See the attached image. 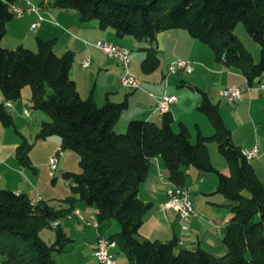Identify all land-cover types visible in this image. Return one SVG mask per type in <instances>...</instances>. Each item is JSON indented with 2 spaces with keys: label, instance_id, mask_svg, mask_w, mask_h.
Wrapping results in <instances>:
<instances>
[{
  "label": "trees",
  "instance_id": "trees-1",
  "mask_svg": "<svg viewBox=\"0 0 264 264\" xmlns=\"http://www.w3.org/2000/svg\"><path fill=\"white\" fill-rule=\"evenodd\" d=\"M51 8L75 11L79 21H96L118 38H132L144 52L141 66L146 73L159 65L157 38L171 30H184L209 47L214 61L236 67L250 85L264 78V0H50ZM14 18V0H0V124L11 126L5 102H16L29 88L32 109L48 117L41 122L38 137L57 136L59 151L77 155L78 173L72 175L76 197H67L56 209L43 200L32 203L25 193L0 187V257L4 264H56L69 238L59 221L73 213L78 200L94 207L99 224H116L106 237L115 242L131 264H264V182L256 175L242 149L232 141L218 106L202 94L198 110L208 119L213 134L199 132L194 141L188 128L173 129L171 112L162 114L161 124L131 119L118 131L126 103L106 100L98 107L92 94L79 95L70 77L73 53L54 51L55 40L37 39L32 51L18 45L5 48L1 40L6 24ZM242 22L247 34L259 45L257 61L235 35ZM214 142L224 158L229 175L214 168L208 144ZM19 166L35 171L26 143L14 154ZM161 157L167 181L184 187L186 170L213 174L215 193L226 200L230 219L222 242L227 253L216 257L197 247L179 248L175 240H141L139 228L148 205L137 196L149 164ZM58 222L53 228L52 224ZM43 229H55L52 243L40 237Z\"/></svg>",
  "mask_w": 264,
  "mask_h": 264
},
{
  "label": "crops",
  "instance_id": "crops-1",
  "mask_svg": "<svg viewBox=\"0 0 264 264\" xmlns=\"http://www.w3.org/2000/svg\"><path fill=\"white\" fill-rule=\"evenodd\" d=\"M28 2L32 5H39L41 0H28ZM14 7L25 10L27 4L24 0H21V4L17 7L14 0ZM25 16L27 17V22H29V28L26 27L22 20ZM46 18L49 21L42 22L34 29L37 31L34 33L33 38L30 36V31L34 30H31L30 26L36 22L37 18L35 14L25 13L23 17L17 18V20L12 19L6 24V33L1 40V45L5 48H14L22 45L27 49L35 51L37 49V39L44 41L55 40L54 51L58 55L68 50L72 53L79 51L81 53L79 61L82 70L78 72L74 68L73 59L70 77L75 82L79 95L82 98H87L92 94L97 106L103 105L106 100L113 103H126V109L121 113L118 123L117 129L119 132L125 130L127 121L131 119H147L155 122L157 125L161 124L162 114L155 110V106L157 99L167 94L178 98L177 103L170 109L174 120L173 129L175 131L178 129V124L182 123L188 128L192 141H194L198 132L204 136H211L213 133L207 135L199 129L194 134L186 121L191 117L197 120L195 114L198 111L202 94L205 95L204 89L199 84L201 81H206L210 78L207 74L208 72H205L204 69L211 70V73L214 72L215 76L211 77L210 80L213 90L221 86L224 88H236L242 93L241 102L232 108L229 107L232 117L239 121L242 126L246 121L245 110L255 103L254 99L258 96V93L260 101L264 102V90L258 89V86L261 85L258 83L264 78L255 79L257 83L254 84L255 80H253L249 85L238 68L233 66L226 67L215 61L213 63L211 58H214L211 52L206 57L205 47L207 46L191 38L184 30H171L158 35V67L149 73L144 72L142 74L135 71L133 76L138 82L139 89L128 90L121 85V65L116 61L104 58L99 53L100 57L91 59V53L94 50L91 44L97 40H102L126 48L124 42L127 41L130 48L126 49L130 52L131 64V48H138L137 58L139 61L144 58V52L139 49L137 41L128 37L118 38L112 29H102L96 21L82 24L79 21L78 13L75 11L50 8ZM75 53H73V56ZM87 57L90 59V66L83 68L81 63ZM178 58L191 61L194 68L193 73L190 75L177 74L173 75V77L172 75L166 77L167 65ZM181 76H190V81H184ZM178 80L179 82H177ZM216 97L224 102V100L217 96V93ZM2 100L3 98L0 94V102ZM13 106L14 104L12 103ZM195 128H197V125H195ZM226 128L229 129L228 127ZM260 128L264 131V123H260ZM262 136H264V133H262ZM231 137L233 143L242 150L257 146L259 156L253 159L255 161L252 163V166L257 177L264 182V179L260 177V174L264 172V143H262V140L258 138L255 143L246 144L242 138L235 139L232 132ZM211 162L219 172L229 175L226 162L220 165L214 163L212 159ZM159 173L163 176L164 180H167L168 172L164 162L161 157H156L150 162L147 177L139 186L137 192L138 198L148 205L143 223L139 228V238L141 240H159L162 242L175 240L179 248L193 250L199 247L216 257L224 256L227 250L222 242V238L226 232V226L231 214L225 206L226 200L223 196L215 193L217 188L216 176L199 173L194 168L186 170L185 188L190 194L191 202L199 217H193L184 224L179 221L175 212L170 210L159 211L158 209L160 205L166 202V190L169 187L167 181L159 178ZM12 191L24 193L20 190ZM35 197H39L42 201L39 195H33L31 199ZM73 212L78 213L81 219L76 217L71 218L75 219L76 222H72L71 219L62 220V222L60 220L59 229L69 238V243L73 242L75 244H73L74 246L69 251H66L65 247L64 251L55 257L56 263L60 262L59 259L63 257L60 255H69L78 249H82L87 256L95 261L92 256V250L96 239L101 236L108 237L110 232L116 229L115 223L108 225L99 224L97 228L86 224L90 216L95 215L96 210L94 207L86 205L82 208L81 206L78 210L73 208ZM183 226L186 227L185 230L182 229ZM116 248L115 246L113 249ZM112 254L115 257V264H131L122 251L118 252L114 250ZM0 261L2 262L1 257Z\"/></svg>",
  "mask_w": 264,
  "mask_h": 264
},
{
  "label": "rangeland",
  "instance_id": "rangeland-1",
  "mask_svg": "<svg viewBox=\"0 0 264 264\" xmlns=\"http://www.w3.org/2000/svg\"><path fill=\"white\" fill-rule=\"evenodd\" d=\"M15 2L16 6L19 7L21 0H15ZM13 19L17 20V17H14ZM22 20L26 27L29 28L27 17L25 16ZM36 31L37 30L30 31V36H32L31 38H33ZM234 33L239 38L245 49H247L255 61H257L260 47L247 34L242 22H239L236 25ZM124 46L127 49L130 48L127 41L124 42ZM205 48L207 57L211 51L209 47ZM131 51L132 56L129 68L130 73L134 75L133 73L136 71L143 74L144 71L141 66L142 60L139 61L137 58V54L139 52L138 48H131ZM96 57H100V55L94 49L91 53V59H95ZM80 59L81 53L78 51L74 55V68L77 69L78 72L82 70L80 67ZM211 60L215 63L214 59L211 58ZM204 71L208 72L207 74L210 78L206 81H201L199 85L202 89H204V94L207 99H209L212 104H216L218 106V111L222 117L223 123L226 127L231 129L230 131L233 133V137L235 139H244V143L246 144H253L258 138L262 140V143H264V136H262L264 131L260 128V123H264V104H262L264 102L260 101L259 93L254 99L255 103L245 110L244 115L246 121L242 126L239 121L232 117L230 114L231 109L225 104V102L216 97V93L219 90L224 89V87L219 86L215 90L211 88L210 80L211 77L215 76L214 72L211 73V70L209 69H204ZM181 78L186 82L190 81V76H181ZM177 82H179V80ZM256 83L257 80L254 81V84ZM258 84L264 85V79H261ZM13 104L14 106L12 108L7 109L12 118L11 126L3 127L0 124V187L7 190H20L26 193L30 199L33 195H39L48 205L53 206L56 209H60L64 206L62 203L63 200L70 196L76 197V194L73 192L71 186L73 183L72 175L77 174L79 171L77 165V155L73 151H59L60 139L57 136H50L46 139L38 137L41 122H46L49 119L40 111L32 109L28 87H25L21 94V98ZM24 108L28 109L30 118L23 115ZM195 116L197 120L193 117L186 120L187 125L192 129L194 134H196L197 129H199L202 133L211 135L213 133V129L207 117L199 110ZM195 125H197V128H195ZM23 143H26L29 159L32 166L35 168V171L19 166L15 160V150ZM208 150L210 158L214 163L220 165L225 162L222 155L218 152L217 146L214 142H210L208 144ZM53 158L57 161V170L54 174L51 172L49 167V163ZM254 161L255 160H251L250 163L252 164ZM260 175V177L264 179V172ZM73 205L77 210L78 208H81V206L82 208L86 206L83 202L78 200ZM62 220L70 219L65 217L61 219V222ZM71 220L72 222H76L75 219ZM40 237L43 241L52 243L55 237V229H43L40 232ZM73 244L75 243H67L65 245L66 251L71 250L74 246ZM114 250L121 252L118 248L113 249L112 252ZM60 256L63 257H61V260L59 259L60 262L56 264H97L96 261L87 256L82 249H78L76 252L69 255ZM0 264L4 263L0 261Z\"/></svg>",
  "mask_w": 264,
  "mask_h": 264
},
{
  "label": "built area",
  "instance_id": "built-area-1",
  "mask_svg": "<svg viewBox=\"0 0 264 264\" xmlns=\"http://www.w3.org/2000/svg\"><path fill=\"white\" fill-rule=\"evenodd\" d=\"M27 4V8L18 9L14 7V17L21 18L25 13H33L36 15V22L31 24L30 29H36L42 22L49 21L46 18V15L51 8L50 0H41L39 5H32L28 0H24ZM51 22V21H50ZM93 49H95L99 54L104 58L112 61H116L121 65L122 68V77L121 85L128 90H137L139 89L138 82L136 78L130 73V52L118 44L108 43L102 40H97L91 44ZM81 66L83 68H88L90 66L89 57L85 58ZM193 63L185 59H175L171 61L166 67V77L170 75H190L193 73ZM250 89V88H248ZM259 90H264V85L258 86ZM242 93L236 88H224L217 92V96L224 100L225 104L232 108L235 105L241 102ZM178 98L174 95L164 94L156 101L155 110L160 113L170 112V109L173 105L177 103ZM5 107L11 108L12 102H5ZM23 115L30 118V113L27 108H24ZM242 155L247 161H251L259 156V150L257 146H253L250 149L242 150ZM49 167L51 172L54 174L57 170V161L53 158ZM159 178L163 181V176L159 173ZM168 182V181H167ZM169 187L166 190V202L158 207L159 211L170 210L177 214V217L180 222L187 223L193 217H199V214L193 207L191 202L190 194L188 190L184 187H178L169 183ZM40 201L39 197L32 199V203H38ZM78 218L81 219V216L78 213H71L67 218ZM89 226L98 227V222L95 215L90 216L89 220L86 222ZM58 226V222H54L52 227L55 228ZM183 230L186 229L185 226L182 227ZM181 244V243H179ZM115 247V242L110 241L106 237H98L94 243V248L92 250V256L97 262V264H115V257L112 254V249Z\"/></svg>",
  "mask_w": 264,
  "mask_h": 264
}]
</instances>
